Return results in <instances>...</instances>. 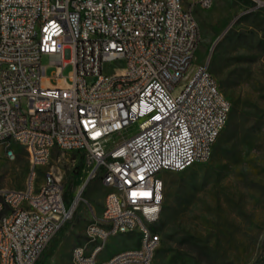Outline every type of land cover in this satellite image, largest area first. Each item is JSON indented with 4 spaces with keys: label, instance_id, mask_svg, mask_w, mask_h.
<instances>
[{
    "label": "built area",
    "instance_id": "built-area-1",
    "mask_svg": "<svg viewBox=\"0 0 264 264\" xmlns=\"http://www.w3.org/2000/svg\"><path fill=\"white\" fill-rule=\"evenodd\" d=\"M249 2L246 12L264 7ZM210 8V0H0V141L31 139L43 166L53 149L75 153L89 168L87 180L120 186V198L104 203L110 213L101 215L100 229L92 223L86 229L87 258L79 247L72 250L75 264H121L131 256L152 264L159 236L139 252L100 259L106 230H144L136 214L148 221L160 214L159 174L209 161L230 112L208 60L192 66L199 40L194 12ZM35 17L43 19L42 34L31 35ZM48 66L56 68L54 84L44 76ZM85 74H92L93 86L85 85ZM34 177V190L0 194V264H34L73 217L77 203L65 198L60 177ZM18 201H25L24 210H17ZM26 207H37V215Z\"/></svg>",
    "mask_w": 264,
    "mask_h": 264
},
{
    "label": "rangeland",
    "instance_id": "rangeland-1",
    "mask_svg": "<svg viewBox=\"0 0 264 264\" xmlns=\"http://www.w3.org/2000/svg\"><path fill=\"white\" fill-rule=\"evenodd\" d=\"M248 2L213 0L210 9L194 12L199 40L192 66L208 60L230 112L208 162L180 173L159 174L163 202L150 229L160 241L152 264H264V7L246 12ZM41 64H47L46 58ZM55 70L54 66L44 70L52 84ZM70 71L66 66L61 74L67 78ZM248 101L256 115L252 138L238 160L228 164L221 153L222 141L233 108ZM7 148L12 157L6 155ZM30 172L24 147L0 144V188L24 189ZM47 172L60 177L65 198L77 204L39 264H75L72 250L87 242L88 225L99 222L108 189L98 177L87 180L89 168L72 152L53 149L48 163L35 171L36 181L41 182ZM139 244L138 231L111 236L100 259Z\"/></svg>",
    "mask_w": 264,
    "mask_h": 264
},
{
    "label": "bare ground",
    "instance_id": "bare-ground-1",
    "mask_svg": "<svg viewBox=\"0 0 264 264\" xmlns=\"http://www.w3.org/2000/svg\"><path fill=\"white\" fill-rule=\"evenodd\" d=\"M260 2H264V0H260ZM213 0H210V6H212ZM181 14H188V4H181ZM42 26H43V19L42 17H35L31 21V35H38L42 34ZM77 31H84V24H77ZM192 33L193 35H199L198 24H192ZM29 46H36V37H29ZM85 85L86 86H93V77L92 74H85ZM223 101H227V99L222 95ZM10 142H15L20 146L24 147L27 151L31 172L28 178V182L26 184V190H34L35 184V171L43 167V162H36V148H34V143L31 139L23 138V137H13ZM10 142L0 141V144L8 145ZM9 152H12L11 149H6V155L9 156ZM52 151H49L45 157L44 166L48 163ZM86 167V163H84ZM34 166V169H33ZM108 191L104 197L105 202H112L114 198H120V186H108ZM5 190L0 188V194H5ZM25 209V201H18L17 202V210H24ZM110 213V204H104L102 214H109ZM26 214L30 215H37V207H26ZM47 217H54V209H47ZM159 215H156L151 221H148V216L143 214H136V223L141 225L144 230L139 232L140 234V244L137 248H133L132 252H139L143 249L144 245H146L150 237H156L157 234L153 233L150 229V225L155 223ZM101 219V217H100ZM99 219V220H100ZM92 229H100V222L92 223ZM135 230H106V238L109 239L111 236H115L118 234H126L128 232H132ZM160 237H156V244H159ZM80 252V258H87V249L90 247V237H87V242L82 245L78 246ZM93 248H100V241H93ZM128 250H124L121 252H125ZM118 253L114 254L111 257H114ZM85 264H93V262H85ZM121 264H146L141 262V256H131V261H121Z\"/></svg>",
    "mask_w": 264,
    "mask_h": 264
},
{
    "label": "trees",
    "instance_id": "trees-1",
    "mask_svg": "<svg viewBox=\"0 0 264 264\" xmlns=\"http://www.w3.org/2000/svg\"><path fill=\"white\" fill-rule=\"evenodd\" d=\"M254 110L255 106L249 101L233 108L229 127L221 147L224 162L234 164L240 157L242 150L250 144L253 134V124L256 118ZM48 244L42 250L34 264L41 262L47 251Z\"/></svg>",
    "mask_w": 264,
    "mask_h": 264
}]
</instances>
